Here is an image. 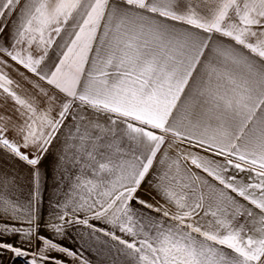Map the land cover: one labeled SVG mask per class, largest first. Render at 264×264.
<instances>
[{"label":"snow or ice","instance_id":"1","mask_svg":"<svg viewBox=\"0 0 264 264\" xmlns=\"http://www.w3.org/2000/svg\"><path fill=\"white\" fill-rule=\"evenodd\" d=\"M20 259L264 264V0H0Z\"/></svg>","mask_w":264,"mask_h":264},{"label":"crops","instance_id":"2","mask_svg":"<svg viewBox=\"0 0 264 264\" xmlns=\"http://www.w3.org/2000/svg\"><path fill=\"white\" fill-rule=\"evenodd\" d=\"M21 71H23V69H21ZM14 75V74H13ZM27 194V191H25V195ZM48 196H49V191H45L44 192V203H43V211L45 213V216H47V213L49 211V207H48ZM90 259H94V256L90 255L89 257ZM16 264H22V259L17 260Z\"/></svg>","mask_w":264,"mask_h":264}]
</instances>
